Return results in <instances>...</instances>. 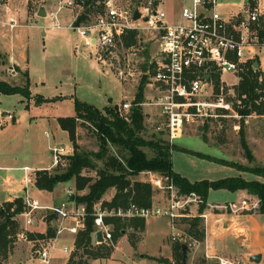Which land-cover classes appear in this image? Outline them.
<instances>
[{
    "label": "rangeland",
    "instance_id": "374dc122",
    "mask_svg": "<svg viewBox=\"0 0 264 264\" xmlns=\"http://www.w3.org/2000/svg\"><path fill=\"white\" fill-rule=\"evenodd\" d=\"M0 1L3 3L7 0ZM114 1L118 4L135 6L138 0ZM145 1L140 0L138 3L143 4ZM244 1L218 0L217 8L226 15L229 12H238L243 8H250L253 6L252 3H255L254 0H248V4H244ZM261 1L264 4V0ZM66 2L67 0H62V3H60V0H46L49 14L46 18L37 22L40 29L29 34L27 49L30 57L31 76L33 80L35 79L34 76L40 77L41 80L38 83L34 82L32 85V90L37 96H35L36 101L31 102L27 114L23 108L24 106L21 107L20 105L19 97L21 98V94H0V110L13 113L14 116L18 113L23 114L21 120L14 118V121L10 120L7 125V121L0 125V158L7 157L9 159L7 162L14 164L16 167L24 165L30 167V171L27 173L29 177L27 182L23 168L0 172V189L12 190L11 195L14 197L24 195L26 193L25 188H27L28 195L31 198L38 199L43 206H54L63 202L64 199H67L68 187L70 186V183L58 184L53 192L42 191L40 193L34 184L33 167L50 166L51 168L48 169L51 172H54L57 168V166L52 167V147L73 145L69 135L60 128L58 118L75 114L76 99L93 104L98 108L132 102L144 74L143 66L147 63L152 64L158 57L157 50L160 43V33L155 29L128 30L117 35L115 45L110 48L105 56L106 61H98L91 57V50L83 47L80 35L75 30L67 27L74 16L83 11L84 6L77 5L76 9H72V7L64 5ZM37 3H39V0H30V10H32V7L36 8ZM61 4L63 6L60 8ZM103 4L105 10L104 1ZM156 4H160L164 8L169 20L176 21L181 19L182 7L189 5L190 0H156ZM53 13H56V17L52 16ZM43 28L47 31L45 35L42 33ZM131 32H135L137 42L126 47L123 43V37ZM261 57L264 58V51ZM260 71L263 72L262 69ZM8 72L11 75L16 74L15 71ZM239 79V74L232 72L224 73L220 79L221 90L223 89L221 95H223L225 102L231 104L235 112H237L235 104L240 103L237 100L236 91ZM149 82L150 76L145 87V103H143V111L147 116L148 126L147 131L144 133L146 138H152L154 132H156L154 123L161 120L159 109L150 104L156 92ZM38 94L41 96H38ZM23 97L25 102H29L32 99V92L30 91L28 96L23 95ZM215 98L216 93L213 87L210 91V99L215 100ZM216 112L217 116L209 119L207 129L199 121L188 123L185 126L183 136L176 139L174 143L178 149L172 150V162L175 169L191 179H218L234 176L239 172L229 167V165L226 166L216 161L186 153L180 150V146L218 158L222 157L230 162L246 166H264V116L253 113L245 117L244 135L254 156V160L251 162L247 159L245 149L241 143V116L233 115V112L226 108L217 109ZM94 131V128L89 124L78 125L77 135L80 150L97 151L99 149L100 142ZM112 150L116 152L114 147H112ZM146 150L150 155L152 154L151 150ZM98 163L100 166L101 161H98ZM64 165H59L60 170L64 169ZM84 174L97 176L96 171L93 169H85ZM3 175H11L10 182H7ZM135 178L149 182V176L143 172ZM63 187L67 188V194ZM75 192L76 190L72 189V194ZM114 193L115 190L110 189L104 198L111 200ZM229 194L228 190L210 191L208 198L210 202H207L203 210V213L209 215L208 221L200 217L202 219L201 228L204 230L203 240L190 237L183 231L185 228L183 219L185 218L176 220L163 217L144 219L145 229L143 231L128 228L116 240L108 244L111 248L108 257L91 259L89 262L90 264H161V260L174 259L173 246L175 241L173 238L176 236L179 242L187 243L188 264H204V260H207L208 264H213L214 261L218 264L216 257L207 256V228L210 230V219L212 217H220L221 215L229 217L230 214L236 215L239 213L235 208L240 206L237 207L233 204V207L228 206L225 208L224 205H229V202H218L226 199ZM169 196L170 193L167 189H161L153 185L152 204L165 203L168 201ZM256 197H247L249 202L245 203V206L246 209L252 210L254 208L260 213L259 201H256ZM199 204L193 205V208L198 212L201 206ZM236 211L238 212L236 213ZM48 213V210L35 213L34 225L36 224L37 228L48 229L49 224L46 220ZM193 217L196 216L186 218ZM20 223L22 225L21 220ZM52 224L54 227L56 221ZM30 228L28 229L29 232L31 231ZM73 241V236L65 232L59 239L58 245L59 247L64 244L72 246L74 245ZM93 244L97 246V244ZM227 244H229L228 248L219 251V257H227L233 261H239L240 259L242 264H264V262L246 260L242 255L235 252L236 248L233 243ZM33 248L31 241L16 240L5 262H16L22 259L25 262L24 264H30L28 262L30 257L28 258V256L30 252L32 253ZM66 257L67 254L57 253L54 264H62ZM78 258V256H75L70 262L72 263L73 259L77 260ZM36 264L41 263L36 262Z\"/></svg>",
    "mask_w": 264,
    "mask_h": 264
},
{
    "label": "built area",
    "instance_id": "2783aa9c",
    "mask_svg": "<svg viewBox=\"0 0 264 264\" xmlns=\"http://www.w3.org/2000/svg\"><path fill=\"white\" fill-rule=\"evenodd\" d=\"M254 1L250 8L224 15L217 8L218 0H190L189 5L182 7L181 19L172 21L168 19L164 8L156 4V0H146L143 4L136 3L135 6L105 0V10L99 12L95 19L77 23L75 18L68 27L80 35L83 47L91 50V57L101 62L106 61L105 56L115 45L118 34L128 30L159 31L158 57L152 62L153 73L150 69L147 71L150 75L149 84L156 92L150 104L155 105L161 115V120L156 122L155 131L163 132L172 146L176 139L183 136L188 123L194 121L205 123L217 116V109H230L233 115L239 116L231 104L225 102L221 95L223 89L216 95L215 100L210 99V91L214 87L213 75L216 72L220 73L221 77L229 72L239 74L247 62L253 61L255 64L258 61L257 68L263 70L260 81L264 85V58L261 57L264 51V4L261 0ZM64 5L76 7L83 4L78 0H67ZM62 6L63 4L60 8ZM136 8L140 12V18L135 20ZM145 17H148V20H145ZM120 107L127 113L132 107V102H125ZM14 118L13 113L1 112L0 125ZM73 152V145L52 147V167L66 164L65 157ZM23 170L27 182L30 168L24 167ZM143 173L149 176L148 181L152 185L168 190L170 193L168 201L151 206L130 202L128 205L117 207L104 205L102 201L95 203L92 212L95 223L93 243L99 245L113 242L112 225L106 221L110 218L148 220L163 217L176 220L195 215L208 221V214L200 213L193 208V205L203 203L199 195L194 192L181 193L172 180L156 172ZM68 194L73 195L72 189L68 190ZM24 202L26 209L19 214V219L23 220L22 231L13 238L15 241L33 243L34 248L29 262L54 264V258L59 251L67 254L62 264H72L70 260L73 258L76 238L72 246L64 244L59 247L58 243L65 232L76 237L85 227L88 215L85 205L76 204L68 197L60 204L43 206L39 200L31 198L28 194L24 197ZM228 206L233 207V204L224 205L225 208ZM0 208L5 209L4 205ZM235 209L233 208L234 211ZM42 210H48L56 215L55 234L48 239L31 240L28 237V229L35 223V213ZM99 230L103 234L102 242L96 238V232ZM176 239L178 237L174 236L173 240ZM207 256L216 257L218 264H241L238 260L208 254ZM6 264L20 262L10 261Z\"/></svg>",
    "mask_w": 264,
    "mask_h": 264
},
{
    "label": "trees",
    "instance_id": "16d2710c",
    "mask_svg": "<svg viewBox=\"0 0 264 264\" xmlns=\"http://www.w3.org/2000/svg\"><path fill=\"white\" fill-rule=\"evenodd\" d=\"M103 1L105 0H78L79 3L83 4L84 9L77 17V23L88 21L91 12L96 14L102 12L104 10ZM87 8H90L89 13ZM136 42L135 32L123 37V43L126 47ZM147 64L143 66V77L132 101V107L127 113L117 104L98 108L93 104L76 99L75 114L58 118L61 129L68 133L73 143V154L65 157L66 164L63 170H60V166H57L54 172L49 169L34 171V183L40 190L53 191L60 183L73 182L72 189L76 190L73 194L75 203L83 204L86 207L88 215L86 216L85 227L77 234L75 250L72 254L73 258L75 256L79 258L77 260L73 259V264H90L91 259L106 258L110 253L111 248L107 243L97 246L93 244L92 233L95 231V223L92 212L95 203L102 201L104 205L111 207L125 206L130 202H135L141 206H151L153 202V185L150 182L135 178L144 171L156 172L167 177L174 182L183 194L194 192L199 195L203 201L199 207L200 213L203 212L207 204L211 190H228L232 192L246 190L258 197L259 212L264 214V180L247 179L242 175H237L191 181L173 168L172 150L178 149L176 144L171 146L163 132H154L152 138L144 136L148 126L142 103L145 102V87L150 76L147 71L150 69V72L153 73L154 70V63ZM260 74V69L254 67L253 61L247 62L239 72L240 79L236 86L237 100L240 103H236L235 108L242 121L241 143L245 149L247 159L251 162L254 160V156L245 139L244 121L245 117L253 113L264 114V91ZM220 79V73L216 72L213 75L216 95L221 92ZM29 87V81L25 86L0 81V92L3 94L28 96L30 94ZM208 122L209 120L202 124L205 129L208 128ZM80 124H89L94 128L100 142L97 151L80 150L77 135V127ZM155 125L156 123H154V128ZM204 137L206 138V136ZM112 147L116 152L112 150ZM146 149L151 150L152 154L150 155ZM180 150L264 178V166H246L187 148L180 147ZM98 161H101L100 166ZM85 169L95 170L97 176L84 174ZM110 189H114L115 193L111 200H106L104 196ZM4 207L5 209L0 208V264L7 263L5 259L13 248L15 241L13 237L22 231L19 214L26 209L24 197L15 198L10 208L7 207V204ZM55 218L56 215L49 212L46 216L49 224L46 233L29 232V239L41 240L53 236L55 228L52 222ZM106 221L112 225L113 240H116L128 228L141 231L145 229V220L140 218L126 221L110 218ZM183 221L185 224L183 231L188 236L203 240L204 230L201 228L202 219L199 216L185 218ZM174 241V259L172 261L164 259L161 260V263L188 264L187 255H184L183 252V244L187 245V243L179 242L178 239ZM204 264H206L205 260Z\"/></svg>",
    "mask_w": 264,
    "mask_h": 264
},
{
    "label": "crops",
    "instance_id": "0c3cea01",
    "mask_svg": "<svg viewBox=\"0 0 264 264\" xmlns=\"http://www.w3.org/2000/svg\"><path fill=\"white\" fill-rule=\"evenodd\" d=\"M29 1L30 0H7L4 1L3 3L0 1V81H5L10 84L19 85V86H25L29 81L30 84L29 88L30 91L32 92V99H30L29 102H25L24 101L25 98L23 97L22 94L20 95L21 98L19 97L20 105L21 107L24 106L23 108L26 114L29 111L28 109L30 108L31 102L36 101L35 96H37V94L33 92L32 85L34 82L38 83L41 80V78L38 76H34L35 79L33 80V77L31 76V67L29 65L30 57L27 49L29 46V34L34 30L40 29V25L37 22H39V20L46 18L49 14L46 7V0H39V3H37V7L36 8L32 7V10H30L29 8L30 6ZM244 4H248V0H245ZM41 7H44L45 9V16L39 15ZM76 7H72V9H76ZM87 12L88 13L90 12V8H87ZM97 14L95 12H91L89 16L90 18L89 20L95 19ZM52 16L56 17V13H53ZM78 16L79 14L77 13V15L74 16L73 20ZM13 24L15 26L11 27V25ZM42 33L45 35L47 34V31H45V29L43 28ZM8 71H12V72L15 71L16 74L14 75L13 73V75H11L9 74L10 72ZM0 94L9 95V94H3L1 92ZM38 96L41 95L38 94ZM1 112H5V111L0 110V113ZM15 118L16 120H21L23 118V114L18 113L16 114ZM8 122L9 121H7L6 125L8 124ZM183 147L188 148L185 146ZM190 150H194V149H190ZM7 161H9V159H7V157L5 156L0 158V172L2 171L6 172L7 170H14L15 168L17 169H22L24 167L30 168L29 165L16 167L14 164H11ZM229 167L236 169L235 167L232 166ZM48 168H50V166L33 167L34 171L38 169H48ZM173 168L176 172L187 177L191 181L201 180V179H191L181 171L175 169L174 165ZM236 170L241 173L238 172L234 176L242 175L247 179L264 180L262 177L254 175L252 173L242 172L238 169ZM3 176H5L4 178L7 182H10L11 175H3ZM68 183H70L71 186V187L69 186L68 189H72L74 183L73 182H68ZM60 184L65 185L67 183H60ZM63 188L65 193L67 194V188L66 187ZM25 190L26 193L22 195V197H25L28 194L27 193L28 189L25 188ZM11 191L12 190L9 191L3 188L0 189V206H3L5 204H7L8 206L9 203H11L12 206L13 200L19 197V196L13 197L11 195ZM42 191H46V190L39 189L40 193ZM229 192L230 194L226 196V199H223L222 201H218V202H229L235 204L237 207L240 206L237 208L239 213H237L238 211H236L237 213L236 215L230 214L229 217L225 215H221L220 217H212L210 219L211 220L210 230L207 228V242H208L207 253L209 256H219L220 255L219 251H223V249L228 248L229 244L227 243H231V244L233 243L235 245L236 248L235 252H237V254L242 255L246 260L249 259L251 262H256L252 260V257L254 255L260 254L261 259L259 262L263 263L264 262V215L258 213L254 208H252V210L246 209L245 206L246 205L245 203L249 202L247 200V197L249 196L256 197V196L250 194L246 190H239L236 192L229 191ZM68 195L67 198L70 197ZM208 201L209 199L207 200V202ZM256 201L257 202L259 201L257 197H256ZM211 203H217V202H211ZM20 220L23 224V220L22 219ZM146 225H147V221H146ZM30 227H29L31 230L30 232L46 233L47 230L46 228L44 229L37 228L36 224L35 225L33 224ZM76 237L73 236V238ZM235 252L233 253L236 254ZM30 253L28 258L31 255ZM57 253H60L62 255L64 254L59 251ZM224 258L228 259L227 257ZM169 260L172 261V259ZM18 262L21 263L24 262V260L20 259L18 260ZM161 264H170V263H161ZM206 264H208L207 260H206ZM213 264H216L215 261L213 262Z\"/></svg>",
    "mask_w": 264,
    "mask_h": 264
},
{
    "label": "water",
    "instance_id": "95a60500",
    "mask_svg": "<svg viewBox=\"0 0 264 264\" xmlns=\"http://www.w3.org/2000/svg\"><path fill=\"white\" fill-rule=\"evenodd\" d=\"M39 15L45 16V9H44V7H41L40 12H39ZM139 18H140V12H139L138 8H136L134 10V19L136 20V19H139ZM144 19L145 20H148V17H145ZM258 66H259V62L256 61L255 64H254V67L257 68ZM69 199L73 201L74 200V196L73 195H70ZM7 207L10 208L11 207V203H9ZM96 238H97L98 241H101V242L103 241V234H102V231L101 230H99V231L96 232ZM187 248H188V246L185 245V244H183V252H184V255H186ZM260 259H261V255L260 254L254 255L252 257V260H254L256 262L260 261ZM20 264H22V263H20Z\"/></svg>",
    "mask_w": 264,
    "mask_h": 264
}]
</instances>
